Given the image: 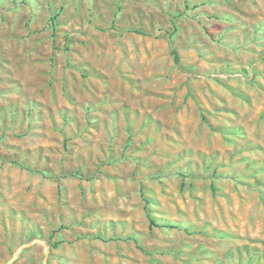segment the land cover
Listing matches in <instances>:
<instances>
[{"label": "rangeland", "instance_id": "374dc122", "mask_svg": "<svg viewBox=\"0 0 264 264\" xmlns=\"http://www.w3.org/2000/svg\"><path fill=\"white\" fill-rule=\"evenodd\" d=\"M0 264H264V0H0Z\"/></svg>", "mask_w": 264, "mask_h": 264}, {"label": "trees", "instance_id": "16d2710c", "mask_svg": "<svg viewBox=\"0 0 264 264\" xmlns=\"http://www.w3.org/2000/svg\"><path fill=\"white\" fill-rule=\"evenodd\" d=\"M132 32H134V33H138V34H144V33L139 32V31H132ZM172 55H173V58H174V62L177 64L178 61H179V58H178V54H177V51H176L175 48H172ZM150 224L154 226V225H155V222H154L153 220L150 219ZM156 226H157V225H156Z\"/></svg>", "mask_w": 264, "mask_h": 264}]
</instances>
